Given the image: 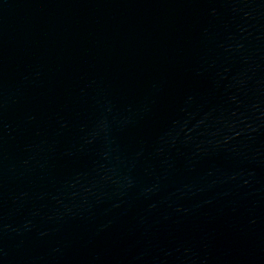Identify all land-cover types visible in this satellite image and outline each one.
I'll return each instance as SVG.
<instances>
[{
    "label": "water",
    "instance_id": "obj_1",
    "mask_svg": "<svg viewBox=\"0 0 264 264\" xmlns=\"http://www.w3.org/2000/svg\"><path fill=\"white\" fill-rule=\"evenodd\" d=\"M0 264H264V0H0Z\"/></svg>",
    "mask_w": 264,
    "mask_h": 264
}]
</instances>
